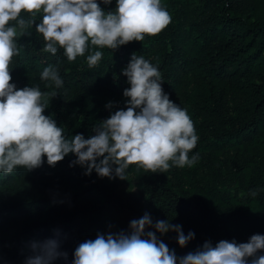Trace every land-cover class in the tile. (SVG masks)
<instances>
[{
  "label": "trees",
  "instance_id": "trees-1",
  "mask_svg": "<svg viewBox=\"0 0 264 264\" xmlns=\"http://www.w3.org/2000/svg\"><path fill=\"white\" fill-rule=\"evenodd\" d=\"M161 5L172 21L160 34L115 51L90 49L102 51L91 69L88 52L69 62L63 49L55 56L43 51L34 25L31 36L18 38L11 82L18 90H55L44 114L66 137L89 138L94 126L126 110L123 93L130 85L122 71L133 54L142 55L158 67L170 100L190 116L198 142L189 157L198 153V162L165 173L132 165L121 180L100 178L95 171L85 175V168L70 167L76 157L69 154L55 167L45 157L32 171L0 173V264H25L31 244L48 239H58L67 253L53 264H73L80 243L98 234L127 233L130 222L145 213L153 222L169 220L185 234L195 233L184 248L176 233H156L178 257L206 241L239 244L264 235V0H161ZM100 7L113 11L116 0ZM49 65L58 67L62 88H47L41 80ZM257 188L259 194L250 196Z\"/></svg>",
  "mask_w": 264,
  "mask_h": 264
},
{
  "label": "clouds",
  "instance_id": "clouds-1",
  "mask_svg": "<svg viewBox=\"0 0 264 264\" xmlns=\"http://www.w3.org/2000/svg\"><path fill=\"white\" fill-rule=\"evenodd\" d=\"M112 0H0V173L9 175L18 168L32 171L44 164L55 167L66 156L76 159L70 167L85 168L100 178L126 179L135 165L145 172L165 173L170 167L194 166L199 154L189 157L198 136L186 110L170 100L163 90L162 75L144 56L133 54L122 75L129 88L126 110L115 111L94 126V135L66 137L52 116L45 115L48 98L55 90L42 92L38 87L17 89L12 83L14 58L19 56L18 38L35 31L44 40L43 51L55 56L59 49L69 62L86 52L87 66H98L102 51L118 50L145 36H157L172 21L161 0H116L113 11L100 4ZM22 13L27 14L25 18ZM39 23H37V18ZM46 87L60 89L64 81L58 67L49 65L40 74ZM114 105L109 103L107 108ZM261 189H252L256 197ZM130 231L98 234L94 240L80 243L74 251L73 264H264V235L254 234L246 243L221 240L215 246L206 241L202 247L178 257L159 239L176 233L181 248L195 238L182 226L169 220L153 222L148 213L130 222ZM150 229H154L150 230ZM32 255L25 264H53L67 253L60 250L58 239L31 244Z\"/></svg>",
  "mask_w": 264,
  "mask_h": 264
}]
</instances>
